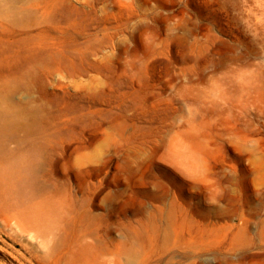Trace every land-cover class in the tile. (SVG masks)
Masks as SVG:
<instances>
[{"label":"rangeland","instance_id":"rangeland-1","mask_svg":"<svg viewBox=\"0 0 264 264\" xmlns=\"http://www.w3.org/2000/svg\"><path fill=\"white\" fill-rule=\"evenodd\" d=\"M0 251L264 264V0H0Z\"/></svg>","mask_w":264,"mask_h":264},{"label":"trees","instance_id":"trees-1","mask_svg":"<svg viewBox=\"0 0 264 264\" xmlns=\"http://www.w3.org/2000/svg\"><path fill=\"white\" fill-rule=\"evenodd\" d=\"M0 259L6 264H16L12 259L0 251Z\"/></svg>","mask_w":264,"mask_h":264}]
</instances>
